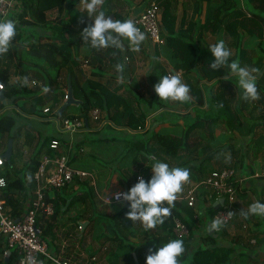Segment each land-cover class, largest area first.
Masks as SVG:
<instances>
[{
	"label": "trees",
	"instance_id": "obj_1",
	"mask_svg": "<svg viewBox=\"0 0 264 264\" xmlns=\"http://www.w3.org/2000/svg\"><path fill=\"white\" fill-rule=\"evenodd\" d=\"M20 1L21 13L9 17L17 25V35L9 51L0 55L2 85L0 92L4 99L6 102L18 105L19 109L32 113V109L24 105L33 107L44 105L54 99L53 96L59 90L60 100H54L52 107L56 109L64 99V89L69 78L72 95L80 102L77 105H69L77 108V111H69L66 116L86 120L87 125L84 124L82 130L84 128H95V130L65 131L66 135L63 137L66 139L63 143L59 140L60 136L43 135L44 137L32 146L30 157L23 160L20 168L17 159L21 151L16 149L12 152L8 163L12 170L6 177L7 186L3 197L14 216H21L34 197L36 183L33 174L38 168L41 154L44 153L49 157L65 154L64 144L68 146L71 141L72 149L65 154L67 163L73 168L83 167L87 172H90V167H94L97 175H86L82 179L75 177L72 183L63 185L59 189H44L45 197L53 203L54 210L49 216L39 211L36 215V223L40 225L42 236L48 245L55 247L60 232L65 238L73 236L79 239L81 237L77 236L79 222L87 220L89 225L96 219H102L105 221L102 223L103 232L97 237V241L104 248V252L111 255L116 253V258L121 259L118 262L115 258L111 264H135L133 252L139 264L141 255L146 258L149 249L155 252L170 240L178 239L172 228L174 218H179L189 231L188 237L182 239L186 251L180 258V264H228L233 247L217 244L213 234L222 235L231 220L219 231L205 232L198 246L192 245L198 224L196 201L198 200V204L203 202L206 193L209 194V199L214 200V193L204 189V185L196 187L193 205H188L180 194L171 216L162 225L147 231L141 226L136 235L137 241H131L129 238L135 230L131 227L130 220L126 219L129 210L127 202L114 203L113 212L106 213L105 205L102 204L101 209L97 208V202H101L98 190H100V176L105 175V170L107 171L108 168L119 173L120 178L117 182L126 192L133 186L137 175H141L145 181L149 180L151 175L148 173V167L153 163L149 159L151 155L168 163L170 167H188L186 166L188 154L201 145L202 141L207 146L217 144L213 133L219 125H223L229 132L252 133L260 157H263L264 0H239L240 2L230 0L229 3L227 0H193V14L189 19L174 13L176 0H156L160 9L159 30L162 40L172 50L178 62L169 68L153 59L145 81L141 82L133 75L135 64L126 40L125 50L120 51L114 48L93 49L83 44L80 36L73 37L72 40L67 38V34L74 36L76 31L81 33L84 27L92 23L90 18L75 7L79 0ZM203 2L206 7L204 14ZM110 13L113 14L114 20L123 21L127 17L114 10H108L105 14ZM208 34L214 36L212 42L201 45L203 35ZM247 36L256 39L255 49L243 45ZM219 40H224L226 46L231 49L233 55L230 57V62L238 59L241 66L260 70L263 68L256 81L259 100H242V90L237 78L231 76L226 79V83L235 86L237 97L227 95L226 91H230V87L224 84L218 91L205 93L204 101L198 82L210 81L228 74L227 67L215 71L209 67L213 59L209 48ZM79 52L84 53L83 59L90 66L87 72L80 65ZM125 57L128 58L127 63ZM117 63H125L124 82L117 79L119 75L115 68ZM11 66L19 68L14 79L11 75ZM173 71H179L182 81L190 88L191 102L164 101L156 95L154 85L162 76ZM32 79L39 84L30 86L29 82ZM45 87L48 88L47 92L43 91ZM204 102L205 105L202 107ZM257 103L262 105L259 106ZM192 104L194 106L184 112ZM95 107L99 110V115L97 119H92L89 111ZM40 113L48 115L42 110ZM147 119L149 126L141 133H134L133 131L145 127ZM179 120L182 121L181 124ZM103 121L104 123L100 125ZM164 122L175 130H155L158 124ZM20 130L12 113L0 114V132L5 133L7 138H19ZM110 130H112L111 134H107ZM52 139L59 142L54 149L49 147ZM226 147L230 161L225 162V156L222 157V167L235 168L239 164L242 165L245 161L244 146L227 144ZM83 149L85 151H82ZM103 156L107 158L104 160ZM211 156L212 153L208 154L201 163ZM115 162H119V165L114 166ZM198 169V173L194 170L190 171V178L197 182L211 172L207 173L208 171L202 170L200 166ZM78 206L81 208L79 209ZM215 211L216 209L210 208V222ZM65 213H68L67 218H60V215ZM65 226L71 232L64 231ZM123 227H126L125 232ZM1 244L3 241L0 239ZM0 252H2L1 246ZM9 262L11 255L6 263Z\"/></svg>",
	"mask_w": 264,
	"mask_h": 264
},
{
	"label": "crops",
	"instance_id": "obj_2",
	"mask_svg": "<svg viewBox=\"0 0 264 264\" xmlns=\"http://www.w3.org/2000/svg\"><path fill=\"white\" fill-rule=\"evenodd\" d=\"M230 0H227V3H229ZM145 4V3H144ZM127 5V4H126ZM125 5L124 7V12L120 11V7H121V1L119 0H108L106 3V6L102 9L105 13L108 10H114L118 13H120L121 15H127L126 19H132V17L134 16V14L138 13L139 11H141V8L137 9V8H133V11H136L134 14L132 12V8L130 12H126L128 10L127 6ZM205 4L203 2V7H202V13L204 14V11H206V7H204ZM75 7L78 9V11L84 15H87V13L84 10L83 5L80 3V0L75 4ZM193 0H176L175 2V8H174V13L185 19H189V17L193 14ZM112 17V13L109 14ZM159 17H160V11H159ZM184 20V19H183ZM160 22V20H159ZM160 24V23H159ZM160 29V28H159ZM78 36H80V32L74 34L73 37L77 38ZM73 37H71V35H67V38L69 40H72ZM214 36L208 34V35H203V38L200 41L201 45H204L206 42H212ZM162 39V37H161ZM147 41V38L146 40ZM254 42H256V39L253 37H246L244 39L243 45L245 47H250L255 49L256 45L254 44ZM87 45V44H85ZM147 44H145V42H143L140 46V50L139 51H133L131 49V47L129 46V48L131 49V55L133 57L134 60V70H133V75L135 76V78H137L139 80V82H141V79H139L140 77H143L140 75L138 68H140V63H139V59L142 57L141 54L145 53L147 51L148 48H150L149 46H146ZM152 48H153V57L155 56L156 58L154 60L158 61L161 64H165L167 65L169 68H171L175 63L178 62V60L174 57L173 52L170 48H168L163 40L161 43H152ZM149 51V50H148ZM79 57L81 59H83L84 57V53L79 52ZM151 62L153 61V58L150 57ZM128 62V59L126 61V63ZM90 67V66H89ZM88 67V68H89ZM19 72V68H15L13 66H11V75H12V79L17 77V73ZM147 73V72H146ZM145 73V74H146ZM125 74L123 73V76ZM228 76H222V77H218V78H214L210 81H206V80H201L198 82V86H200L201 90H202V97L205 101V93H210V92H215L218 91L222 85L226 84L230 87V91H226L227 95L229 96H234L237 97L238 93L237 90L235 89V86L233 84H228L226 83V79L225 77ZM146 78V77H144ZM142 81H145L142 80ZM39 84V82H38ZM35 85V84H33ZM32 86V85H31ZM203 88L205 90H203ZM44 91V90H43ZM65 91V89H64ZM60 96L61 94L59 93V90L57 92L56 95L53 96L54 99L48 101L46 104L44 105H36V106H26V108L32 109V113H27L21 109H19L18 105H13L9 102H6L5 106L1 103L0 101V114H2L3 112H5V110L11 108L14 109V111H16L17 113H19V115H21L25 121H28L27 123L31 122L32 124L37 123L36 126L31 125L29 128H21L20 130V137L19 138H14L12 139V145L15 144L16 141L19 142L18 145H22L21 147H17L16 149H20L21 154L18 157V166L20 164L21 161L25 160L28 158V156L30 157V151L33 145H36L37 142L40 140V138L44 137L42 132L47 129V127H50V124H53L52 127H50L51 129L53 128V132H51L50 134L55 135V136H64L66 135L65 130H63L61 128V126L56 122V120L50 116V114H48L47 116L44 114H41V110L44 107H48L50 110L54 111L56 109H53V102L54 100H60ZM64 100V99H63ZM62 100V102H63ZM6 101V100H5ZM61 102V103H62ZM60 103V105H61ZM59 105V106H60ZM204 104L202 105V107H204ZM262 105L259 103V106ZM58 106V107H59ZM194 104L190 105L187 110H184V112L189 111L191 107H193ZM18 107V109L16 108ZM73 112L77 111V108H73L72 110ZM158 112V111H157ZM155 112V113H157ZM180 113H182L183 111H179ZM154 113V114H155ZM152 114V115H154ZM181 124V120L178 121ZM39 123V124H38ZM104 123V121H103ZM103 123H101L100 125H102ZM263 125H264V120L262 121ZM149 126V119H147L145 127L142 130H138V131H133L134 133H141L143 132L147 127ZM26 127V126H25ZM38 127H41L40 129ZM87 127V126H86ZM264 127V126H263ZM38 129V130H37ZM173 128H171L169 126V124L167 122L158 124L155 127V130H172ZM95 128H84L82 130L79 129L78 132H83V131H94ZM175 130V129H173ZM127 131H129L127 129ZM214 137L217 139V144L211 145L209 144L208 146L205 145V142L202 141L200 144L198 145L197 148L192 151V153H189L188 155V163L186 166L187 169H189L190 171H195V173L199 172L198 167L200 166L202 168V170H207L209 173L210 171H212L213 169H217V168H221L222 167V157L228 155V148L226 147L227 144H232L234 146H244V151H245V161L243 162L242 165H237L235 167L236 169V173H237V177L238 180L236 181V195H235V200L234 203L232 205V219L231 221L226 225L225 229L223 230L222 235L221 234H217L214 233L213 234V238L216 239V243L217 244H222V245H230L233 247V251L231 253V260L229 261L228 264H264V217L262 216H248L247 218H244L243 216L240 215V212L242 209H244L245 211L248 209V207L254 203V202H261L264 203V177L261 175V167L264 164V154L263 157H260V153L258 150V146L257 143L255 141V139L252 137V133L249 134H239L237 131H232L229 132L227 131L223 125H219V127L215 128L214 130ZM70 140H72V138H70ZM23 141V142H22ZM3 143V140L0 139V144ZM7 143V140H6ZM6 147V146H5ZM5 149V148H4ZM4 149L2 150V152L4 151ZM1 152V153H2ZM13 152V150H12ZM0 153V154H1ZM212 156L210 159H204L203 163H201V160L205 157H207L208 154H211ZM64 154V153H63ZM12 155V154H11ZM185 156H187L186 153H184ZM45 156L44 153L41 154L40 160L41 158ZM20 161V162H19ZM6 162V161H5ZM4 162V164H5ZM3 164V165H4ZM92 164V163H91ZM3 165L0 167V175H3L5 177H7V175L2 174L3 173ZM21 166V164H20ZM78 169L83 170V167H77ZM76 168V169H77ZM90 172L92 173V175H97V170L94 167H90ZM113 173V171L111 170V168H108L107 171L105 170V175L100 176L101 180H100V185H99V197L101 199V197H103L105 194L111 192V190H115L116 188L119 187H111V183H110V177L111 174ZM113 176V174H112ZM115 179L116 181H118V179L120 178L119 173L116 172ZM198 183L195 179L190 178L189 182L187 184L184 185V191H186V189L188 187H191L192 185ZM114 188V189H113ZM204 189L208 190V188L204 187ZM207 192V191H205ZM212 192V191H211ZM182 196L185 194L181 193ZM215 200V199H214ZM214 200L209 199V194L206 193L205 196V200L203 202H200L198 204V200L196 201V206H195V211L197 213L198 216V221H197V226L195 228V236L192 238V245L193 246H198L201 242V237L203 236V234L205 232L210 233L208 230V225L210 223L211 217H210V208H213V203ZM114 204V203H113ZM105 209H106V213L111 214L113 212V209H111V211H109V208H107V205H105ZM78 208L80 209L81 207L78 206ZM70 212V211H69ZM67 214H62L60 215V218L65 219L67 218ZM205 215V216H203ZM205 217V218H204ZM87 221V220H86ZM102 223H105L104 220L102 219H96L93 224H92V228L88 229L87 231V237L90 241L89 246H92L91 241H94L93 243L96 242V246L92 248V250H90V254L89 256H87L85 254L84 251L79 250L78 245L80 244L77 240L78 239H74L76 240V243L74 247L72 248L73 251L70 252V254H68L67 252H65L62 257L65 259H68L70 262V256L74 255L77 258V261H72L73 263L77 264L80 262H84L86 259L88 260V258L94 257V259L91 261V264H102L104 262H106L107 258L111 257V260L113 261L117 254L113 253L112 255L109 254L108 252H104V248L101 247V245L99 244V242L97 241V237L103 232L102 229ZM141 225V224H140ZM140 225H134V223L131 222V227H133V229L135 231H133L132 234L137 235L140 229ZM86 226H88V224L85 225L84 227V231L86 230ZM66 227V226H65ZM65 227L63 228L65 231ZM83 230L77 233V236H82ZM126 230H124L123 232H125ZM90 233V234H89ZM58 239H62L63 234L62 232H60V234L58 233L57 235ZM73 237V236H72ZM74 238V237H73ZM131 241H137V239L133 240L130 238ZM87 243L86 238L83 240V243ZM1 246V250H3V244L0 245ZM48 249L51 252H57V250L59 249L58 243L56 242V250L55 247H53L52 245H48ZM81 246V244H80ZM76 247V249H75ZM82 247V246H81ZM78 250V251H76ZM1 253L0 252V261H7L8 258L6 259H1ZM80 257V258H79ZM140 263L139 264H145V258L143 255H141L140 257ZM118 262L121 261V259L116 258ZM71 262V263H72ZM8 264H13V261L11 260V262H9ZM46 264H51V263H46ZM111 264V262H110Z\"/></svg>",
	"mask_w": 264,
	"mask_h": 264
},
{
	"label": "clouds",
	"instance_id": "obj_3",
	"mask_svg": "<svg viewBox=\"0 0 264 264\" xmlns=\"http://www.w3.org/2000/svg\"><path fill=\"white\" fill-rule=\"evenodd\" d=\"M80 3L87 13L86 16L92 21L91 25L84 27L80 33L83 44L96 50L114 48L124 51V41L126 40L133 51L140 50L141 44L146 40V34L136 26L132 19L121 21L110 18L102 10L105 0H80ZM16 28L17 25L13 20H0V55L9 51L10 45L17 35ZM209 51L213 57L209 65L210 69L215 71L227 67L228 76L225 79H229L231 76L237 78L238 85L242 90V100L257 101L260 99L256 83L260 69L241 66L238 59H233L230 62V57L233 54L224 40H219L211 45ZM127 59V57L124 58L125 62ZM115 68L119 74L117 79L124 82L125 63H117ZM176 72L179 71L169 72L162 76L154 85V91L160 100L179 103L191 102L190 88L182 81L180 72L179 74ZM44 91L47 92L48 88L45 87ZM149 159L153 161L150 166L151 178L145 181L143 177H139L138 182L127 192H117L112 197L117 201L127 202L129 210L126 213V219L141 223L145 231L162 225L171 216L175 202L183 191V186L190 179V170L187 168L170 167L168 163L158 160L154 155H151ZM229 161L230 154L225 156V162ZM231 214L232 212H228V215ZM240 215L244 218L248 216L264 217V203L259 201L252 203L246 211L242 209ZM222 225L223 220L218 216L209 223L208 230L210 233L219 231ZM185 251L184 241L173 239L155 252L149 249L145 264H180V258Z\"/></svg>",
	"mask_w": 264,
	"mask_h": 264
},
{
	"label": "built area",
	"instance_id": "obj_4",
	"mask_svg": "<svg viewBox=\"0 0 264 264\" xmlns=\"http://www.w3.org/2000/svg\"><path fill=\"white\" fill-rule=\"evenodd\" d=\"M21 9L22 3L20 0H0V20L9 19L11 15L21 13ZM159 11L160 9L156 0H145L141 11L132 17L136 26L146 34V38L154 43L162 42L159 30ZM176 73L179 74V72ZM30 82L32 85L38 84L34 79L30 80ZM63 98H65V94ZM42 112L50 114L65 131L73 132L79 130L85 124L82 118L56 116L55 110L52 111L48 107H44ZM89 112L92 119H97L99 110L96 107L92 108ZM58 144L57 140L52 139L49 147L54 149ZM0 161H3V163H0L1 167L5 159L0 156ZM148 173L152 176L150 167H148ZM86 175H92V173L71 167L67 163V156L65 154L55 157L43 156L37 170L33 174L36 183L33 192L34 197L29 207L19 217H15L11 207L6 204L3 192L7 186V178L0 175V181H2V184H0V239L3 241L1 259L8 258L11 255L13 264H46L48 262L51 264H74L62 257L66 252L64 250L65 242L63 237L57 252H51L48 249L47 241L42 236V229L36 223V215L40 211L45 216H49L54 210L53 203L45 197L44 189H59L63 185L72 183L75 177L82 179ZM261 175L264 177V164L261 167ZM139 177L142 176L137 175L135 177L133 186L138 182ZM237 180L235 168H217L212 170L204 179L187 189L182 197L187 201L188 205H193L196 196L195 189L198 185H204L212 191L214 199L223 197V203L216 208L213 219L219 216L223 220L222 226H224L232 218V214L228 215V212H231L230 209L235 200V184ZM117 192L126 191L122 188H116L101 197V200L104 203L119 202L112 198L113 194ZM172 230L178 239H185L189 235L187 226L179 218H174ZM7 251H9L8 254ZM93 259L94 257H91L77 264H91Z\"/></svg>",
	"mask_w": 264,
	"mask_h": 264
},
{
	"label": "rangeland",
	"instance_id": "obj_5",
	"mask_svg": "<svg viewBox=\"0 0 264 264\" xmlns=\"http://www.w3.org/2000/svg\"><path fill=\"white\" fill-rule=\"evenodd\" d=\"M107 1L108 0H105V4L103 5V8L106 6V3H107ZM119 1H121V9H120V11L121 12H124L125 10H124V7H125V5L127 6V8H128V10L126 11L127 13L128 12H130L131 11V8H132V12H133V14L136 12V11H133V8H137V9H139V8H141L143 5H144V3H145V0H119ZM238 2H240L239 0H238ZM110 11V10H109ZM136 14V13H135ZM134 14V15H135ZM50 17H52V16H50ZM39 25H41V24H39ZM75 32V31H74ZM76 33H78L77 31L75 32V34ZM67 35H70V34H67ZM71 37H73V35H71ZM145 42V44H147L146 46H149L150 48H148L147 49V51L145 52V53H142L141 54V58L138 60L139 61V63H140V68H138V71H139V73H140V75L141 76H143V77H140L139 76V79H141V81L142 80H144L145 78L144 77H146V72L149 70V68H150V66H151V64H152V62H151V60H150V57H152L153 58V55H152V53H153V48H152V41L151 40H149V39H147V41H144ZM254 44H255V42H254ZM149 50V51H148ZM81 57V56H80ZM80 57H78L80 60H81V67L87 72L88 70H89V64H88V62L85 60V59H81ZM29 85L31 86L32 84H31V82H29ZM258 104V103H257ZM259 105V104H258ZM17 109H18V107H16ZM67 108V107H66ZM73 110V107L72 106H69L67 109H65L64 111H63V113L61 114V117H66V115L68 114V112L69 111H72ZM5 113H12L15 117H16V125H17V127H18V129L20 130L21 128H29L31 125H33V126H36L37 125V123H34V124H32L31 122H29V123H27L28 121H25L24 122V119H23V117L21 116V115H19V113H17L16 111H14V109H11V108H9V109H7V110H5ZM103 123V122H102ZM39 124V123H38ZM26 126V127H25ZM53 126V124H50V127H52ZM264 126V125H263ZM49 126L47 127V129H45L42 133L43 134H50L51 132H53V128L51 129ZM39 129L41 128V127H38ZM38 130V129H37ZM108 130V128L106 129V131ZM111 132H112V130H110L107 134H111ZM73 134V133H72ZM67 138H68V136H67ZM0 139L1 140H3V141H5V144H3L2 143V145H0V153L2 152V150L5 148V146H6V140L8 139L7 137H6V134L5 133H2V132H0ZM66 139V137L64 138L63 136H60V139L59 140H61L62 141V143H63V141ZM73 141V140H72ZM23 142V141H22ZM19 144V142L18 141H16L15 142V144H13L12 145V150L13 151H15L16 150V148L19 146V147H21L22 145H18ZM71 146H72V144H71V141L68 143V146H67V144H64V147H65V149H64V152H65V154H68V152H69V150H71L72 148H71ZM82 151H85L84 149L82 150ZM107 157H105V156H103L102 157V159H106ZM20 162V161H19ZM23 161H21L20 162V164L22 163ZM7 164V165H6ZM20 164H19V166H18V168H20ZM119 165V162H115V164H114V166H118ZM11 170H12V167H10V165L7 163V162H5V164L3 165V173L2 174H4V175H8V174H10V172H11ZM112 174H113V176H112ZM111 174V177H110V183H111V187H113V186H115V187H119V188H121V186H120V183L119 182H117L116 181V179H115V176L114 175H116V172H113ZM114 189V188H113ZM187 190V189H186ZM111 191H113V190H111ZM186 191H184V188H183V191H182V193L184 194ZM102 204L103 205H107V208H109V211H111V209L110 208H112L113 207V203H104L102 200H101V202H97V208L98 209H101V207H102ZM106 207V206H105ZM203 216H205V215H203ZM205 218V217H204ZM132 221H130V223H131ZM132 223H134V225H140L141 223H139V222H132ZM142 226V224L140 225V227ZM92 228V224L90 223L87 227H86V230L84 231V233H82V236L77 240L80 244H81V246H80V244L78 245L77 243H76V240H74L75 238H73L72 236H68L67 238H65V237H63L64 238V242H65V244H64V250L68 253V254H70V252H72L73 251V247H74V245L75 244H77L78 245V247H79V250H82V251H84L85 252V254L87 255V256H89V254H90V250H92V248L93 247H95V245H96V242L95 243H93L94 241H91V243H92V246H89V244H90V241H89V239H88V237H87V231H88V229H91ZM65 230H67V231H70L71 232V230H68V228L67 227H65ZM124 230H126V227H123V231ZM90 234V233H89ZM86 238V240H87V242H88V244L87 243H83V240ZM129 238H131V239H133V240H135V239H137V237H136V235L135 234H130L129 235ZM57 243H58V246H60V242H61V239L59 238V240H57L56 241ZM55 246H56V244H55ZM96 246H98V245H96ZM75 249H76V247H75ZM72 250V251H71ZM76 251H78V250H76ZM141 259V258H140ZM70 260H71V262L72 261H77V258L74 256V255H72V256H70ZM112 260H111V257L110 258H107L106 259V262H104V263H102V264H110V262H111ZM73 263V262H72ZM0 264H8V263H6V261L5 262H3V261H0ZM75 264V263H74Z\"/></svg>",
	"mask_w": 264,
	"mask_h": 264
},
{
	"label": "water",
	"instance_id": "obj_6",
	"mask_svg": "<svg viewBox=\"0 0 264 264\" xmlns=\"http://www.w3.org/2000/svg\"><path fill=\"white\" fill-rule=\"evenodd\" d=\"M109 17L111 18L110 15H109ZM263 68H264V66H263ZM263 68L260 70V72L257 74V76L261 74ZM0 101L5 106L6 101H5L4 96L1 92H0ZM79 102H80V100L75 99L72 95V87H71V84H70V81L68 78L66 88H65V98H64L63 102L61 103V105L55 110V115L60 116L63 113V111L66 109V107H68L69 105H77ZM84 123H85V125H87L86 120H84ZM11 154H12V139L8 138L7 143H6V147H5L4 151L0 154V156L2 158H4L7 163H9ZM223 200H224L223 197H219L218 199H215L214 203L212 205L213 208L216 209L219 206H221L223 203ZM86 224H87L86 220L79 222L80 232L84 229ZM8 253H9V251H7V254ZM132 256L135 260V264H138L134 252L132 253Z\"/></svg>",
	"mask_w": 264,
	"mask_h": 264
}]
</instances>
